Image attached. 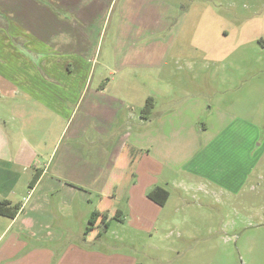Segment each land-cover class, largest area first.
Wrapping results in <instances>:
<instances>
[{
  "label": "crops",
  "instance_id": "1",
  "mask_svg": "<svg viewBox=\"0 0 264 264\" xmlns=\"http://www.w3.org/2000/svg\"><path fill=\"white\" fill-rule=\"evenodd\" d=\"M30 1L32 45H17L16 50L32 67V76L0 75V99L13 100L11 120L22 125L11 124L13 137L4 141V146L13 147L8 155L0 145V200L19 205L14 218L0 215V264H138L114 247L86 248L74 238L94 243L115 222L145 226L149 220L142 212L162 208L147 193L160 187L155 180L166 171L182 169L221 185L214 181L217 174H207L206 158L226 145L222 134L229 126L222 120L198 124L189 117L187 122H174L179 110L168 113L173 122H165L162 114L150 125V117L143 119L138 113L142 129L129 132L133 107L126 110L125 99L106 94L115 77L104 80L100 89H90L92 71H85L83 78L73 74L75 68L92 67L104 42L107 56L112 55L103 62L105 67L119 65L117 52L124 48L140 52L136 59L144 63L146 52L165 48L162 36L180 28L186 0ZM158 35L161 40L155 38ZM18 48L27 50L29 59ZM120 80L126 82L125 77ZM85 106L89 112H84ZM124 110L128 114L121 116ZM0 125L1 135L6 122ZM90 142L93 149L82 151L81 144ZM101 147L108 162L92 164L90 158L97 159ZM43 150L48 151L44 158ZM194 162V169L187 167ZM27 169L31 173L23 180L19 170ZM33 170L39 178L32 187ZM87 178L92 181L84 182ZM101 178L109 181L98 184ZM122 195L125 201H119ZM118 203L124 204L128 218Z\"/></svg>",
  "mask_w": 264,
  "mask_h": 264
},
{
  "label": "rangeland",
  "instance_id": "2",
  "mask_svg": "<svg viewBox=\"0 0 264 264\" xmlns=\"http://www.w3.org/2000/svg\"><path fill=\"white\" fill-rule=\"evenodd\" d=\"M17 1L0 0V75L12 79L32 76V67L16 50L17 45H32V2L19 1L23 6L19 10ZM184 10L180 28L162 36L165 48L146 52L144 63L136 59L140 52L124 48L117 52L120 64L105 67L103 62L112 55L107 56L104 42L92 67L75 68L73 76L83 78L85 71H92L90 89L115 77V83L106 84V94L125 99L126 110L133 107L129 132L141 131L137 115L149 97L153 107L148 125L162 114L165 122H173L168 113L179 110L174 122L184 123L189 117L198 124L227 123L222 134L226 145L207 156L205 168L210 177L217 174L214 181L221 185L182 169L166 171L155 181L169 198L161 209L142 212L149 220L145 226L115 222L99 241L74 239L86 248L108 251L114 247L138 264H264V0H186ZM160 36L155 38L161 40ZM18 51L28 58L27 50ZM122 77L126 82H121ZM194 100H198L196 106ZM10 103L13 100L0 99V124L6 122L0 145L5 154L9 147L13 149L12 144L4 146L13 137L11 124L21 125L11 120ZM83 109L89 112L86 106ZM81 145L82 151L93 149L91 142ZM98 151L97 159L90 162L99 160L102 166L109 159L103 147ZM47 153L43 150L40 157ZM195 163L187 167L194 169ZM5 167L10 169L7 163ZM19 173L24 180L31 171ZM108 181L101 178L98 184ZM118 207L128 218L124 204Z\"/></svg>",
  "mask_w": 264,
  "mask_h": 264
},
{
  "label": "trees",
  "instance_id": "3",
  "mask_svg": "<svg viewBox=\"0 0 264 264\" xmlns=\"http://www.w3.org/2000/svg\"><path fill=\"white\" fill-rule=\"evenodd\" d=\"M152 107H153L152 98L149 97L147 98L142 110L140 111V115L143 119H148L150 117ZM38 178H39L38 174L34 175L30 183L32 187L34 186ZM147 196L150 200L154 201L160 206H163L169 197V193L168 191H166L165 189L161 187H156L150 192H148ZM18 210H19V205H11L10 202L7 200H0V215L1 216H5L8 218H14ZM115 218H117V216Z\"/></svg>",
  "mask_w": 264,
  "mask_h": 264
}]
</instances>
